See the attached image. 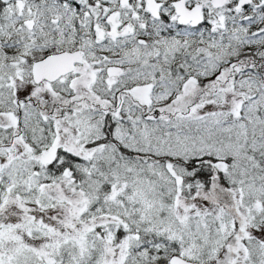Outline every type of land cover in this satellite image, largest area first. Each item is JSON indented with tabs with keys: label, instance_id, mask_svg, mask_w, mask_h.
<instances>
[{
	"label": "snow or ice",
	"instance_id": "snow-or-ice-1",
	"mask_svg": "<svg viewBox=\"0 0 264 264\" xmlns=\"http://www.w3.org/2000/svg\"><path fill=\"white\" fill-rule=\"evenodd\" d=\"M0 264H264V0H0Z\"/></svg>",
	"mask_w": 264,
	"mask_h": 264
}]
</instances>
